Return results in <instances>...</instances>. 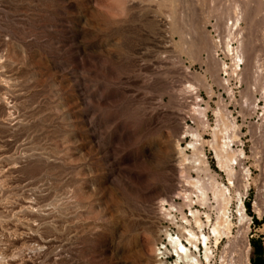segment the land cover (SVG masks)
Wrapping results in <instances>:
<instances>
[{
  "label": "rangeland",
  "instance_id": "obj_1",
  "mask_svg": "<svg viewBox=\"0 0 264 264\" xmlns=\"http://www.w3.org/2000/svg\"><path fill=\"white\" fill-rule=\"evenodd\" d=\"M236 12L237 76L223 42ZM218 108L264 248V0H0V264H158L180 186L200 176L203 222L221 213Z\"/></svg>",
  "mask_w": 264,
  "mask_h": 264
},
{
  "label": "built area",
  "instance_id": "obj_2",
  "mask_svg": "<svg viewBox=\"0 0 264 264\" xmlns=\"http://www.w3.org/2000/svg\"><path fill=\"white\" fill-rule=\"evenodd\" d=\"M237 163L233 162V168L239 165L242 166L243 158H239ZM216 167L220 168L218 162ZM205 173L206 179L211 183L216 182L211 173ZM242 173L241 180H243V184L241 186L238 185L236 179H233V182L236 183L235 186L228 180L227 185L219 183L226 188V195L230 197L229 206L235 208L233 219L235 222H231L230 232L222 234L217 243L215 237L211 236L209 258H205L203 243H197L198 248L195 250L187 241L188 234L182 230V226H186L194 232H200L199 227L195 223V217L203 222L199 209H202L208 200H202L200 191L193 184L201 180V178L197 176L192 178V181L189 182L190 184L187 185L185 183L183 186H180L181 190L178 192V196H175L171 203L165 205L169 207L170 212L166 211L167 222L163 226L162 240L155 248V258L158 262L162 264H252L253 235L251 234V225L253 224V216L249 217L247 213V206L251 199V188L249 187L251 171L248 168H242ZM244 183L248 186L245 187ZM213 189H211L212 193ZM179 199H181V202H177ZM211 203H214V206L222 207L223 205L222 201L217 200L213 194L211 201H209V204ZM256 203L254 199L252 207H255ZM170 204L174 206L172 209L170 208ZM196 211L197 213H194ZM175 214L181 215L180 223L173 222L171 216L173 215L174 217ZM204 218H206V224L203 222L202 230L208 233L210 231V217L209 220H207V217ZM167 235L172 236L175 241L181 243L184 250L178 248L177 253ZM261 243L263 244V242Z\"/></svg>",
  "mask_w": 264,
  "mask_h": 264
},
{
  "label": "bare ground",
  "instance_id": "obj_3",
  "mask_svg": "<svg viewBox=\"0 0 264 264\" xmlns=\"http://www.w3.org/2000/svg\"><path fill=\"white\" fill-rule=\"evenodd\" d=\"M240 20H241V17L236 12L235 14H233L232 17L227 18V20H225V22L223 24L224 30H227L226 33H227V37H228L227 41H223V42L225 43L227 53L231 57V60H232L233 75H236V76H237V71L241 70V64H242V60H243V58H242L243 57L242 56V44L240 42V44L237 47H234L232 44V41L230 39L233 36V34H235V32L238 30V28L240 26ZM222 22H223V20H222ZM225 36H226V34L223 36V39H225ZM223 39L217 40V42L222 44L221 40H223ZM223 65H224V70L226 72L227 71L226 69L229 67L226 63H223ZM197 112L199 115H202L201 109L199 107L197 109ZM223 112L224 111H222L220 108H218L216 111V116L218 117V121H217L218 124L216 127L213 128L212 140L210 142V145H211V148L213 149V151L215 153V157H216V160H217L220 168L226 172V174L228 176V181L233 186H235V183L233 182L234 175H235V168H233L232 164H233V162L238 164L237 160L239 159L240 156H242L244 154V152H243V150H236V149H233L231 147V144L235 141L237 136L234 133H233V135H230L228 132H229V129L235 128L236 126L234 124L233 125L229 124V122L226 121V117H225V114ZM204 124H206V126H208V124L206 122ZM230 131H232V130H230ZM185 134H189L196 141L200 137L198 133L193 132V131H191V132L186 131ZM185 137H187V136H185ZM196 141L190 142L188 144L189 145L188 147L193 149V150H196L198 148ZM178 149H179L180 153H183V150H184L183 148L179 147ZM184 160L186 161L187 158H184ZM199 163H202L203 165H205L207 162L205 160L199 159ZM194 184H195L194 185V187H195L198 183H194ZM197 186H199V185H197ZM199 187H201V186H199ZM245 187H247V185H245ZM198 190L200 191V196H201L202 200H204L205 196H206L205 190L203 188H198ZM213 195L215 196V198L222 201L223 205L221 207V213H220L219 217L216 219L217 221H215V223H212L210 225V231L208 233H206L202 230L204 224L197 217H195V223L199 227L200 232H194L193 230L188 229V227L182 226V230L188 234V236H187L188 243L192 247H194L195 250H197V248H198L197 243H200V244L203 243L204 248H205V258H209V252H210L209 243H210L211 236L213 235L215 237L216 243H217L218 239L222 236V234H225V233L227 234L230 232V228L232 225V223L230 221V216L228 215V208H229L228 206H229L230 197H228L226 195V188L224 186H221L220 184H216V187L213 189ZM173 207L174 206L170 204V208L172 209ZM166 210L168 212H170L169 208ZM240 211H241V209H240ZM255 211L257 212V214L262 215V209L258 203L255 204ZM194 213H197V211ZM168 215H170V214H168ZM206 217H207V220H209L210 216L207 215ZM183 219H185V218L183 217ZM185 221H187V220L185 219ZM167 236L169 238L171 245L176 249L177 253H178V248H181L182 250H184V247L181 243L175 241L172 236H170V235H167ZM158 264H162V263L158 262Z\"/></svg>",
  "mask_w": 264,
  "mask_h": 264
},
{
  "label": "trees",
  "instance_id": "obj_4",
  "mask_svg": "<svg viewBox=\"0 0 264 264\" xmlns=\"http://www.w3.org/2000/svg\"><path fill=\"white\" fill-rule=\"evenodd\" d=\"M252 264H264V248L259 241L253 240Z\"/></svg>",
  "mask_w": 264,
  "mask_h": 264
}]
</instances>
